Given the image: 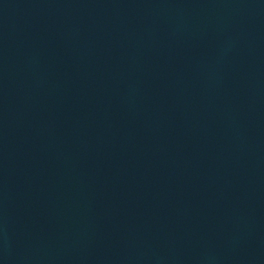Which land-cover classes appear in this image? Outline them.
<instances>
[{
  "label": "water",
  "instance_id": "obj_1",
  "mask_svg": "<svg viewBox=\"0 0 264 264\" xmlns=\"http://www.w3.org/2000/svg\"><path fill=\"white\" fill-rule=\"evenodd\" d=\"M0 264H264V0H0Z\"/></svg>",
  "mask_w": 264,
  "mask_h": 264
}]
</instances>
